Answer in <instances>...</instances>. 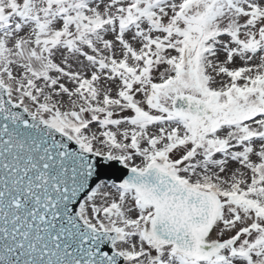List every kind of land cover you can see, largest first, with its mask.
<instances>
[{
    "label": "snow or ice",
    "instance_id": "6c2138e0",
    "mask_svg": "<svg viewBox=\"0 0 264 264\" xmlns=\"http://www.w3.org/2000/svg\"><path fill=\"white\" fill-rule=\"evenodd\" d=\"M0 264H264V0H0Z\"/></svg>",
    "mask_w": 264,
    "mask_h": 264
}]
</instances>
